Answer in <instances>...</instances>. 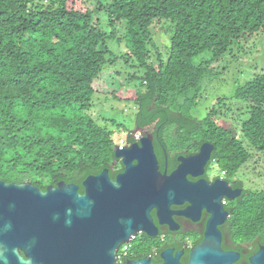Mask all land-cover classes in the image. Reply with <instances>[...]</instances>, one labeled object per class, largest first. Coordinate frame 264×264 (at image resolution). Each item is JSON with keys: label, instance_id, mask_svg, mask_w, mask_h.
Returning <instances> with one entry per match:
<instances>
[{"label": "trees", "instance_id": "16d2710c", "mask_svg": "<svg viewBox=\"0 0 264 264\" xmlns=\"http://www.w3.org/2000/svg\"><path fill=\"white\" fill-rule=\"evenodd\" d=\"M102 10L109 26L123 31L122 62L107 48L117 31L104 32L94 22L93 13ZM163 21L172 29L164 56L151 31L161 34L156 25ZM259 32L264 0H0V180L30 182L42 191L63 182L83 193L88 176L105 169L112 176L119 160L108 126L120 130L124 123L102 126L87 113L99 95L94 82L105 70L120 72L118 64L133 73H117L110 86H131L133 96L117 99L116 89L104 96L133 102L134 129L153 135L160 163L164 151L169 156L206 143L229 177L253 155L264 166V72L236 89L234 109L219 98L202 119L192 115L203 87L215 79L214 65ZM229 113L244 119L225 127L219 121ZM132 142L128 135L126 143ZM258 188L232 206L236 226L252 236L264 234V185Z\"/></svg>", "mask_w": 264, "mask_h": 264}, {"label": "water", "instance_id": "95a60500", "mask_svg": "<svg viewBox=\"0 0 264 264\" xmlns=\"http://www.w3.org/2000/svg\"><path fill=\"white\" fill-rule=\"evenodd\" d=\"M212 149L203 144L197 159L204 163ZM114 156L123 172L115 180L106 169L88 176L83 194L75 184L42 191L30 182L0 180V264H96L100 252L104 264H113L119 246L144 228L151 209L161 217L184 200L218 208L215 188L204 193L196 185L185 187L183 162L169 176L159 171L151 137L116 146ZM221 193L227 199L237 195Z\"/></svg>", "mask_w": 264, "mask_h": 264}, {"label": "flooded vegetation", "instance_id": "af4514ba", "mask_svg": "<svg viewBox=\"0 0 264 264\" xmlns=\"http://www.w3.org/2000/svg\"><path fill=\"white\" fill-rule=\"evenodd\" d=\"M146 136L154 144L153 135L147 130L139 131L137 142ZM158 144L163 146L160 141ZM201 146L169 156L163 150L164 161L160 163L156 157L158 169L169 176L183 162L185 187L196 185L204 193L215 188L217 196L213 202L218 199V208L210 211L204 204L184 200L169 205V214L161 217L156 209H151L144 228L133 232L128 242L119 246L113 264H264V234L252 236L249 230L236 226L233 219V203L247 190L243 180L222 172L212 159V151L204 163V159H197ZM110 171L109 178L115 180L123 172L121 161ZM216 181L221 185L215 186ZM224 189L237 195L227 199L222 193L219 195ZM96 264H104L101 252Z\"/></svg>", "mask_w": 264, "mask_h": 264}, {"label": "rangeland", "instance_id": "374dc122", "mask_svg": "<svg viewBox=\"0 0 264 264\" xmlns=\"http://www.w3.org/2000/svg\"><path fill=\"white\" fill-rule=\"evenodd\" d=\"M85 6L90 9L94 8L92 4H85ZM79 7L84 9L82 5ZM93 19L94 22L97 21L96 26L100 30L108 33H110L112 30L117 31L116 35L112 38V41L107 43V48L112 53H114L115 57L120 58L119 62H122L123 56L126 54L127 50L125 48V41H122L123 31L120 26H109L107 14L103 10L95 11L93 13ZM168 23L169 22L167 21H163L161 26L156 25V28L163 27L164 31H162L161 34L158 32L159 29H154L153 33V29L151 27L153 42L155 35L158 36L155 40L157 47L160 48V53L162 56L165 55V50H163V48L166 46V44L168 48L169 39L171 36L172 29L168 31ZM162 34H166L168 37L161 36ZM131 65L132 64L130 62V66ZM214 67L217 72L214 77L215 79L211 80L206 87H203V92L198 99L196 111L192 114L194 117H198L199 119H202L207 114V111L213 107L214 101L219 98L229 99L223 103V105H225V109H229V107L233 108L231 106L232 100L230 99L233 97L236 89L252 80L254 76L264 72V33L259 32L247 40L235 45L232 51L224 55L221 60L214 65ZM117 69L120 70V72L114 70H105V76L102 75L94 82V87L97 92H99V95L94 96L93 106L87 114L91 118H94L102 126L105 125L103 122H107V120H115L118 123L123 122L124 126L120 130H116V128H114L112 125L108 126L110 130H113V142L117 144L119 140H122L123 143L120 145L123 147L125 145L124 140L126 139L128 133L130 134V131H133L131 133H134L136 130L134 129V118L136 114L134 104L132 101H116L111 98H107L104 95L109 96L111 93L110 91L116 89L117 91H114V97L117 99L122 100L132 98L134 92L132 90L133 87L124 86V84H122L120 88H115L117 85L114 87L110 85L112 82H117V73H123L125 76V74L128 73L132 74L133 71L128 68L126 69L122 64H118ZM107 76H109L111 79L110 83L106 79ZM237 106H239V104ZM225 109L222 111H225ZM232 114L233 113H229L225 115V117L228 118L220 119L219 123L225 127H235L236 125H233L236 122L235 119H244L235 118L236 116L234 114V118L229 117L230 115L232 116ZM256 158L257 155H253L249 162L246 163L245 166L235 175L236 178L240 177L243 180L246 189L258 188L264 185V178L260 175V172L264 166L263 163L256 164ZM259 158L262 161L264 160L263 155L259 156ZM259 175L263 179H259Z\"/></svg>", "mask_w": 264, "mask_h": 264}, {"label": "clouds", "instance_id": "9594fccd", "mask_svg": "<svg viewBox=\"0 0 264 264\" xmlns=\"http://www.w3.org/2000/svg\"><path fill=\"white\" fill-rule=\"evenodd\" d=\"M132 132H133V131H132ZM137 134L139 135V131H138V130H135L134 133H131V132H130V134L128 133V135H130V136L132 137V139L134 140V142H137V139H138V138H137V139L135 138V135H137ZM128 135H127V136H128ZM126 140H127V137H126V139L124 140L126 145H131V144H133V143H131V144H127V143H126ZM116 146L122 147V145H118V144H116ZM222 175H223V174H222Z\"/></svg>", "mask_w": 264, "mask_h": 264}, {"label": "built area", "instance_id": "2783aa9c", "mask_svg": "<svg viewBox=\"0 0 264 264\" xmlns=\"http://www.w3.org/2000/svg\"><path fill=\"white\" fill-rule=\"evenodd\" d=\"M135 138L137 139L138 138V134L137 135H135ZM123 143V141L122 140H119L118 142H117V144L118 145H120V144H122ZM222 174H224V173H222Z\"/></svg>", "mask_w": 264, "mask_h": 264}]
</instances>
